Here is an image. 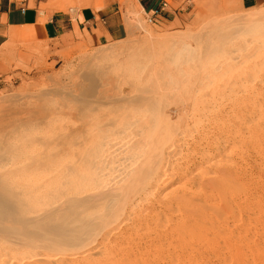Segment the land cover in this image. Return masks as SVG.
<instances>
[{
	"label": "bare ground",
	"instance_id": "bare-ground-1",
	"mask_svg": "<svg viewBox=\"0 0 264 264\" xmlns=\"http://www.w3.org/2000/svg\"><path fill=\"white\" fill-rule=\"evenodd\" d=\"M88 1L84 2V6L90 4ZM246 14L235 27H232V22L216 30L214 27H219L220 23L213 24L211 28L205 26L209 33L206 34L207 38L204 32L200 35V28L195 32H183L176 36H151L155 47L162 48L158 52L147 51V54L138 57L141 60L132 69L111 72L114 78H107L106 83L103 79L97 81L96 93L86 101L89 111L84 114L78 109V126L67 123L66 127L55 129L53 135L48 133V136L45 134L47 137L35 139L33 136L32 140L28 138L23 143L15 141L6 149L0 150V264H147L140 258L143 257L142 254L139 257L138 253H134L135 247L129 249L131 252L126 245L123 246L127 238H124L125 241L116 240L112 233L122 225L125 227L119 232L120 238L155 226L164 228L165 224L176 217L177 214L169 215L170 211L177 210L171 208L175 204L171 206L169 198L165 201V204L169 202L171 206L167 208L166 205V211L169 210L167 214L157 211L150 218L148 212L147 218L143 216L144 212L153 207L139 206L141 201L153 199L152 195H155L157 186L164 177L175 176L173 180L176 181L167 195L173 193L174 196V192L180 188L188 194L200 193L199 189L191 191L185 184L186 181H189L188 184H195L198 178L207 191L212 188L211 191L223 194L231 174L225 168L229 165L226 154L216 160H211L213 156L210 159L209 156L206 157L207 170L197 171L189 176H176L174 170L181 168L178 165V161L182 159L180 153L187 139L195 137L200 131L197 126L200 120L217 121L222 112L218 110L220 106L217 107L214 99L211 112L208 105H201L196 99L206 98L215 92L216 83L219 85L216 93L220 91L222 81L217 82L216 78L236 66L237 62L249 57V53L243 51L240 54V50L250 46L258 36L255 30L258 26L253 23L258 20V24L264 25V12L255 13L248 9ZM252 15H256V20H253ZM136 26L141 31H146L142 23L139 22ZM224 29H228L225 37L220 35ZM186 38H189V44L185 48ZM168 47L170 49H166ZM118 62L123 63L122 58L111 59L112 66L117 67ZM244 72L248 73L246 69ZM63 108L65 116H72L68 106ZM72 135L74 138H71ZM55 136L65 137V142L59 143L61 141L58 140V143L53 144ZM206 144H211V141ZM200 155L205 159L206 146L201 149ZM213 167L220 169L211 170ZM182 176L183 182L179 179ZM167 195L165 194L170 197ZM219 198L223 200L220 195ZM185 201L182 206L187 203ZM158 202L161 203L160 198ZM194 203L193 199L190 206L194 207ZM193 209L188 208L190 211ZM197 210L198 213L194 211L192 217L183 220V224L189 223L188 226L185 225L188 231L195 224H206L205 228L217 226L206 216L208 214L205 210L202 212L200 208L202 214H199V207ZM153 228L149 232L152 233ZM162 230L165 234V228ZM176 232L178 233L177 230ZM177 233L176 235L180 234ZM164 236L162 235L163 238ZM122 241L124 242L121 244ZM132 241L128 242L129 248ZM145 243L150 244V240ZM133 244L135 246V242ZM184 250L187 253L188 248ZM149 252L153 253L151 250Z\"/></svg>",
	"mask_w": 264,
	"mask_h": 264
},
{
	"label": "rangeland",
	"instance_id": "rangeland-1",
	"mask_svg": "<svg viewBox=\"0 0 264 264\" xmlns=\"http://www.w3.org/2000/svg\"><path fill=\"white\" fill-rule=\"evenodd\" d=\"M86 1L88 0H48L46 3H40V8L41 10L44 8L61 10L70 15L71 19H74L77 9L83 7ZM163 1L167 4L166 9L176 12L177 15L171 25L158 27L153 20L152 12L146 13L143 11L137 0H118L119 12L126 26L127 35L121 40L109 41L96 47L86 45L80 39L77 28H75V34L68 32L51 40H45L41 35L36 36L37 33L43 31L44 22L47 19L43 14H41L38 23L35 25L10 29L7 32L8 41L0 47V150L6 149L8 145L15 141L23 143L26 140H32L33 136L35 139L36 137H47L48 133L53 135L52 132L56 131L55 129L66 127L67 123L78 126L79 123L76 122H79L77 121L80 117L78 115L79 110L83 111L84 114L89 111V105L86 104V101L88 102V99L96 93L98 89L97 81L103 79L105 82L111 77L114 78L112 73L122 69L134 68V65L141 60L138 57L144 55V53L158 52L162 48V46L155 47L151 36L153 38H163L166 35L176 36L183 32H195L200 28V35L204 32L205 38H207L206 34L209 35V33L205 30L206 27L210 26L211 28L213 24L220 23L219 27H214L216 30L227 25L228 22L229 25L232 22V27H235L240 23L239 21L244 19V16H247L248 9L255 13L264 12V6L244 8L239 0ZM88 2L90 3L88 5L92 6L99 4L101 0H90ZM33 4V0H30L29 5L33 6ZM251 17L254 18H252L253 20L257 18L256 15ZM149 18L152 20L150 21ZM256 21L257 23H253L258 26L255 29L256 34H258V36L255 34L257 36L256 40L250 44L251 47L245 46L240 50V54L244 51L249 53V57L237 62L236 66L216 78L217 82L222 81L220 91H218L221 95L218 92L216 93L218 85L216 83L214 93H208L209 96H206V98L198 97L196 99L201 105H208L210 112L212 111L211 105L216 102L217 107L220 106L218 110L222 111H219L220 116L218 117L220 119H216L220 121L200 120V123L197 124L200 131L195 134V137L187 139L180 153L182 159L178 161V165L181 168L174 170L176 176H189L197 171L207 170L206 157L209 156L210 159L213 156L211 160H216L221 155L226 154L229 165L225 168L231 174L230 181L224 186L223 194H219L214 190L211 191L212 188L207 191L204 185L200 184L201 181L198 178V180H195L197 184L192 182L188 184L189 181H186L185 184L186 187H190L191 191L199 189L200 193L189 192L188 194L180 188V191H175L176 194L174 192V196L177 197L178 195L179 197H174L173 193L168 194L169 197L167 193L171 190L170 188H174L176 181L173 179L175 176L164 177L157 186V192L152 195L153 199L150 201L148 199L147 201L144 200L145 202L141 201L139 206L143 205L144 208L148 205L152 206L153 209L149 208V211L147 209L144 210V214L142 213L143 216L150 215L151 218L154 217L157 211L169 213V210L166 211V205L169 208L175 204L171 208L177 210L170 211L169 215H177L169 221L170 224L167 223L164 226V233L167 234H163L162 229L164 228L155 226L156 229H154L155 227L147 230L142 229L144 231L141 230L134 234L129 233V236L126 235L120 238L119 232L123 231L125 225L124 227L122 225L121 228L117 226L118 230L115 229L117 231L112 233L113 236L115 235L116 240L125 241L127 238V242L122 241L121 244L124 242L123 246L126 245L128 250L135 247V250L133 249L134 253H138L139 257L143 255L140 258L145 260L147 264L148 257H150V264L153 261V264H170L169 261H171V264H264V25L258 24V20ZM139 22L142 23L146 31L143 32L136 26ZM227 30H222L220 35L224 36ZM261 34L263 37L260 36ZM184 41V47L186 48V45L189 44V38ZM166 49H170V47ZM246 49H249V51L246 52ZM121 58L123 63L118 62L116 63L117 67L112 66L111 59L119 60ZM245 69L248 73L244 72ZM76 98H79L80 101L79 99L77 101ZM213 99L215 102H213ZM65 105L70 109L72 116H65L63 108ZM80 105L86 106L84 107L85 110ZM32 113L35 114L32 115ZM52 127H54V130H52ZM32 128L33 132L36 131V133L32 132ZM47 130L51 131L47 132ZM75 131L76 129L73 130V133ZM71 138H74V136L72 135ZM64 139L66 138L55 136L53 144L58 143V140L61 141L59 143H63L65 142ZM207 141H211V144H206ZM212 145L215 146L211 147ZM204 146H206V155L205 159H202L200 153ZM216 168L220 169L219 167H213L211 170L218 171ZM222 168L224 169V167ZM179 179L183 182V176ZM208 192L211 194L206 195L205 193ZM212 193L215 195L212 196ZM219 195L223 200H220ZM204 196L206 199H204ZM158 198H160L161 203L158 202ZM193 199L195 206L199 207V214L201 213L200 208L202 212L205 210V213L208 214L205 215L209 216L208 218L217 226L205 228L206 224H195L192 225L193 230L190 227L191 230L186 229L185 225L188 226L189 223L183 224V220L186 217H192L191 214L194 211L198 213L196 212L197 206V208L190 206V201ZM167 200L172 203L171 206L169 202L165 204ZM183 201L187 202L184 206H182ZM207 204L208 206H206ZM156 208L158 209L156 210ZM164 208L165 210H163ZM188 208L196 209L190 211ZM181 214L183 218H180L182 217ZM148 216L147 218H149ZM172 226H175V229ZM152 228L155 233L153 231L152 233L149 232ZM176 233L180 234L176 235ZM188 234L189 237H187ZM162 235H165L164 238ZM165 237L167 238L165 239ZM182 237L184 239H181ZM128 240L130 243L133 240L130 248ZM149 240L151 245L145 243ZM151 240H155L156 244H152ZM164 240L167 242L169 240L168 243L170 244ZM134 242L135 246H133ZM178 244L183 245V247ZM160 245L164 247H157ZM165 245L170 246L167 248ZM184 245H187V253L184 250L186 249ZM149 247H154V249H148ZM126 248L124 247L125 250H127ZM136 248H138V251ZM143 249L146 251L145 253L142 252ZM148 250L153 253L151 254ZM147 252H149L148 256L146 255ZM157 254L164 256H157ZM165 258L168 262L165 261Z\"/></svg>",
	"mask_w": 264,
	"mask_h": 264
},
{
	"label": "crops",
	"instance_id": "crops-1",
	"mask_svg": "<svg viewBox=\"0 0 264 264\" xmlns=\"http://www.w3.org/2000/svg\"><path fill=\"white\" fill-rule=\"evenodd\" d=\"M48 0H0V47L8 41L7 32L12 28L35 25L41 14L47 17L43 31L37 33L45 40L57 38L68 32L80 33V39L90 47L118 41L126 37L127 29L122 21L118 0H101L99 4L83 6L77 9L74 19L61 11L44 8L40 3ZM143 11L151 13L158 27L171 25L176 12L167 10L163 0H137ZM244 8L264 6V0H239ZM75 23V24H74ZM76 25V26H75ZM75 34V33H74Z\"/></svg>",
	"mask_w": 264,
	"mask_h": 264
},
{
	"label": "built area",
	"instance_id": "built-area-1",
	"mask_svg": "<svg viewBox=\"0 0 264 264\" xmlns=\"http://www.w3.org/2000/svg\"><path fill=\"white\" fill-rule=\"evenodd\" d=\"M149 20L151 21L152 19H151V18H149Z\"/></svg>",
	"mask_w": 264,
	"mask_h": 264
}]
</instances>
